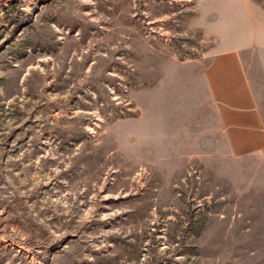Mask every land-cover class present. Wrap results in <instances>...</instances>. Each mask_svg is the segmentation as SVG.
<instances>
[{"label": "rangeland", "instance_id": "obj_1", "mask_svg": "<svg viewBox=\"0 0 264 264\" xmlns=\"http://www.w3.org/2000/svg\"><path fill=\"white\" fill-rule=\"evenodd\" d=\"M264 0H0V264H264V153L205 78Z\"/></svg>", "mask_w": 264, "mask_h": 264}, {"label": "crops", "instance_id": "obj_2", "mask_svg": "<svg viewBox=\"0 0 264 264\" xmlns=\"http://www.w3.org/2000/svg\"><path fill=\"white\" fill-rule=\"evenodd\" d=\"M244 46L234 45L214 53L205 78L215 101L222 132L234 156L264 153V113L248 69Z\"/></svg>", "mask_w": 264, "mask_h": 264}]
</instances>
